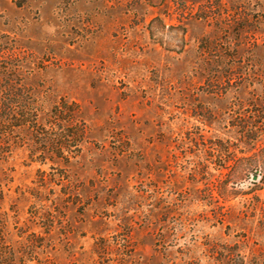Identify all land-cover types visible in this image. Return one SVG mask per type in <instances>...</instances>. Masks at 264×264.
<instances>
[{"label":"rangeland","instance_id":"1","mask_svg":"<svg viewBox=\"0 0 264 264\" xmlns=\"http://www.w3.org/2000/svg\"><path fill=\"white\" fill-rule=\"evenodd\" d=\"M18 86L71 145L15 130L21 263L264 264V0H0V109Z\"/></svg>","mask_w":264,"mask_h":264},{"label":"trees","instance_id":"2","mask_svg":"<svg viewBox=\"0 0 264 264\" xmlns=\"http://www.w3.org/2000/svg\"><path fill=\"white\" fill-rule=\"evenodd\" d=\"M15 90L17 91V93L14 95V101L6 102V104L3 105V108L0 109V264H23V262L21 263L19 261L20 259L16 256L17 249L12 244L10 237L11 232L8 229L9 214L3 207L7 196V175L5 174V171L3 169L2 162L5 159L4 156L10 153L13 147L12 144L14 142V134L16 133L15 130L17 129V131L19 132V129H27V132H29L27 133V136L29 137L28 141L23 140L21 141L22 144L20 145L28 142L36 149L39 148V150L42 152H44L46 148L52 147L55 148L57 152L61 153L62 151H64V148L71 146L69 143L63 145L61 141H55V137L58 135L56 133L58 130V125L61 124V120L65 121V117H62L63 109L61 105L59 103H56L50 109L51 116L54 118V120H47L44 123H40L38 120L39 113L35 97L27 96L28 100L25 102H27V106L31 107L28 109V111H20L19 105L23 101L21 95L22 88L21 86H18L15 87ZM68 128L71 127L69 126ZM257 133L258 131L255 129V127H242V129H240V136L246 139L247 142H253V140H255L257 136ZM19 234L20 236H22V239L25 240V243L21 244V247L23 248V245L25 247L27 244H29V239L27 238V236L23 237L22 234H24V231H22V233L20 232ZM31 235L34 236L35 234L31 233ZM104 240L106 239H99V241L101 242H103ZM112 242L113 245H116V241ZM97 246L98 248H104L105 244H97ZM109 246L111 247V245ZM39 264L48 263L46 261H40ZM110 264L122 263H120L119 261H113ZM234 264H244L243 257L239 259V262H235Z\"/></svg>","mask_w":264,"mask_h":264},{"label":"water","instance_id":"3","mask_svg":"<svg viewBox=\"0 0 264 264\" xmlns=\"http://www.w3.org/2000/svg\"><path fill=\"white\" fill-rule=\"evenodd\" d=\"M254 179L256 178V176L253 177Z\"/></svg>","mask_w":264,"mask_h":264}]
</instances>
